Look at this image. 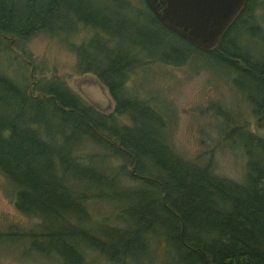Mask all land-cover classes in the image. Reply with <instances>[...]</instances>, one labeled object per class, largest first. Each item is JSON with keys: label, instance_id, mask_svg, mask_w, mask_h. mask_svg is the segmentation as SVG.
<instances>
[{"label": "trees", "instance_id": "16d2710c", "mask_svg": "<svg viewBox=\"0 0 264 264\" xmlns=\"http://www.w3.org/2000/svg\"><path fill=\"white\" fill-rule=\"evenodd\" d=\"M254 1H246L212 51L198 50L163 27L144 1V13L139 10L148 16L150 27L170 32L190 49L185 50L188 54L170 49L180 55L172 64L186 62L197 50L234 73L231 83L256 118L255 132L244 123L236 125L238 145L246 156L245 175L238 182L213 173L209 162L201 165L178 156L165 141L162 114L146 101L125 96L124 75L131 66L141 64L142 57L154 59L136 49L147 46L146 40L116 48L111 37L117 32L97 23L108 12L105 7L88 0H0V40L8 38V47L12 39H27L53 26L65 34L74 21L104 33L103 42L75 48L76 67L78 75H94L106 84L115 100L113 111L105 115L61 80L41 87L32 79L26 85L0 69V171L14 188L17 209L40 220V231L24 233L31 249L54 253L64 264L94 263L86 259L87 249L108 262L127 264L135 260L138 247L146 248L162 236L171 242L173 264H264V133L259 131H264V56L250 54L245 45L247 33L261 34ZM138 28L134 31L141 37L148 35ZM167 56L163 61H172ZM19 57L26 58L23 53ZM121 114L129 116V125H118ZM112 136L118 146L108 141ZM85 140L108 154H81ZM111 155L121 160L116 172L105 165ZM126 165L127 176L138 180L134 187L118 181ZM99 187L110 189V194ZM99 199L111 202L119 225L106 230L93 226L88 201ZM122 200L134 202L119 203ZM160 224L173 227L159 233L155 227Z\"/></svg>", "mask_w": 264, "mask_h": 264}, {"label": "rangeland", "instance_id": "374dc122", "mask_svg": "<svg viewBox=\"0 0 264 264\" xmlns=\"http://www.w3.org/2000/svg\"><path fill=\"white\" fill-rule=\"evenodd\" d=\"M88 1L92 5L107 9L108 12L97 19V23L100 28L109 27L117 32L115 38L111 37L117 41V49H122L119 46L128 48L131 40H146L147 46L140 44L136 49H142L141 52L148 53V57L154 59L150 61L142 57V62H146L131 66L124 75L122 87L125 96L146 101L150 107L162 114L160 123L166 126L163 129L165 141L178 156L201 165L209 162L213 173L241 182L245 175L246 156L238 145L236 125L244 123V126L255 132L256 118L253 117L246 99L239 95L231 83L234 73L227 71L221 62L197 50L190 52L186 62L172 64L178 62L180 55L172 54L170 49H181L180 51L187 54L188 51L185 50L190 49L170 32H159L158 27H150L148 16L141 15L144 13L141 0H126L124 5L119 4L120 0ZM139 10L143 13H139ZM252 11L260 24L261 34L247 33L245 45L250 54L259 52L264 56V0H255ZM134 25L137 30L139 26L142 31L147 30L148 35L141 37L134 31ZM55 27L51 31L46 29L34 32L27 39H12L10 47L8 38L4 42L0 40V69L14 81H23L26 85L32 79L41 87L49 81L61 80L80 95L74 83V79L81 75H78L76 67L75 48L93 40L103 42L106 35L100 33L96 27L86 26L80 21L71 22L70 30L64 32L65 34L55 30ZM151 29L155 33L151 34ZM95 49L99 50L96 47ZM19 53H23L27 62L19 57ZM165 55H169L167 57L172 61H163ZM21 71L27 78H24ZM128 117L124 114L118 115V125H129ZM79 147L81 154H108L106 148L88 140ZM120 164L121 160L112 155L106 158L105 165L113 168L115 172ZM144 164L156 172L149 161ZM129 170L130 165H126L121 175L117 172L118 181L127 187H134L138 180L127 176ZM99 189L104 195L111 192L110 189L108 191L102 187ZM14 195L12 184L0 171V264H64L54 253L46 255L30 248L29 237L24 233L40 231V220L19 211L14 205ZM133 202L122 200L119 203L129 205ZM88 203L89 219L95 222L93 226L106 230L114 224L119 225L120 221L114 214L111 202L99 199L96 202L89 200ZM172 227L173 225L160 224L155 229L160 233L161 230H171ZM170 244L162 236L156 242L150 240L146 248L138 247L135 250V260L127 257L124 261L129 260L127 264H173V249ZM86 253V259L93 258L92 264H115L90 249Z\"/></svg>", "mask_w": 264, "mask_h": 264}, {"label": "water", "instance_id": "95a60500", "mask_svg": "<svg viewBox=\"0 0 264 264\" xmlns=\"http://www.w3.org/2000/svg\"><path fill=\"white\" fill-rule=\"evenodd\" d=\"M158 22L198 50L212 51L247 0H143ZM80 95L100 113L111 108L106 87L94 75L74 79Z\"/></svg>", "mask_w": 264, "mask_h": 264}, {"label": "flooded vegetation", "instance_id": "af4514ba", "mask_svg": "<svg viewBox=\"0 0 264 264\" xmlns=\"http://www.w3.org/2000/svg\"><path fill=\"white\" fill-rule=\"evenodd\" d=\"M146 4V3H145ZM147 8V7H146ZM148 9V8H147ZM224 36V35H223ZM102 84V83H101ZM103 85V84H102ZM103 86H105L106 87V93H107V95L109 96V99L111 100V108L108 110V111H106V113H102V114H109L111 111H113V107H114V105H115V100H114V98L112 97V94H111V91L109 90V88H108V86L105 84V85H103ZM116 139H114L113 138V136L108 140L109 142H114V145L115 146H118V144H117V140L115 141Z\"/></svg>", "mask_w": 264, "mask_h": 264}]
</instances>
